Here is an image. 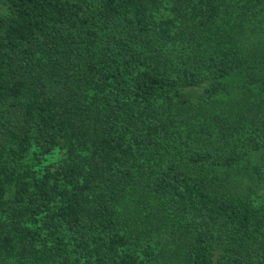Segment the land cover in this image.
I'll return each mask as SVG.
<instances>
[{
    "label": "trees",
    "instance_id": "1",
    "mask_svg": "<svg viewBox=\"0 0 264 264\" xmlns=\"http://www.w3.org/2000/svg\"><path fill=\"white\" fill-rule=\"evenodd\" d=\"M0 1V264H264V0Z\"/></svg>",
    "mask_w": 264,
    "mask_h": 264
},
{
    "label": "rangeland",
    "instance_id": "2",
    "mask_svg": "<svg viewBox=\"0 0 264 264\" xmlns=\"http://www.w3.org/2000/svg\"><path fill=\"white\" fill-rule=\"evenodd\" d=\"M6 13L5 5L0 1V17ZM64 151L58 147L54 152L47 157L48 163H57L63 156ZM252 175H246L244 172H233L228 187L239 194L252 195L260 198L264 195V170L256 172L255 170Z\"/></svg>",
    "mask_w": 264,
    "mask_h": 264
}]
</instances>
